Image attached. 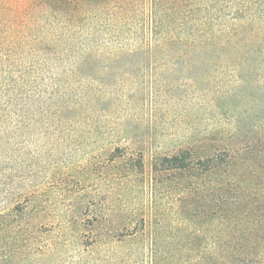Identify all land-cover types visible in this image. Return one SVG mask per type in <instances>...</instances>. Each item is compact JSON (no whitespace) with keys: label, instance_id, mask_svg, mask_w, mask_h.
Returning a JSON list of instances; mask_svg holds the SVG:
<instances>
[{"label":"rangeland","instance_id":"1","mask_svg":"<svg viewBox=\"0 0 264 264\" xmlns=\"http://www.w3.org/2000/svg\"><path fill=\"white\" fill-rule=\"evenodd\" d=\"M34 49L8 58L22 62L28 81L29 68L50 62L49 51ZM143 64H97L89 78L77 77L100 93L55 108L76 100L80 116L64 113L56 123L53 102L24 91L27 83L20 106L0 110V264L264 256V75L245 85L233 65ZM6 67L0 62V78ZM257 134L263 140L248 141ZM187 147L229 161L227 191L214 192L222 175L198 157L183 171L161 160ZM215 205L227 208L226 218Z\"/></svg>","mask_w":264,"mask_h":264},{"label":"trees","instance_id":"2","mask_svg":"<svg viewBox=\"0 0 264 264\" xmlns=\"http://www.w3.org/2000/svg\"><path fill=\"white\" fill-rule=\"evenodd\" d=\"M31 29L37 35L30 34ZM29 44L34 51L50 52V62L29 68L30 81L18 70L23 69L22 62L8 61L21 56ZM0 62L9 66L0 78V110L19 107L16 96L27 83L24 91H36L38 100L46 102V97L53 102V114L60 113L53 120L56 123L64 119V113L82 114L76 100L55 108L66 98L82 100L100 93L93 86L74 82L79 76L89 78L97 64H227L249 85V77L264 75V0H22L20 4L0 0ZM12 68L16 74L10 72ZM148 90L153 93L152 88ZM260 140L258 134L248 139ZM196 157L212 176L222 175L216 183L219 187H212L214 192L227 191L231 184L223 182L222 166L227 169L229 161L222 160V155L200 156L187 147L161 160L170 169L183 171L191 169L190 161ZM214 207L218 218H226L227 208ZM221 264H264V256L229 262L226 256Z\"/></svg>","mask_w":264,"mask_h":264}]
</instances>
